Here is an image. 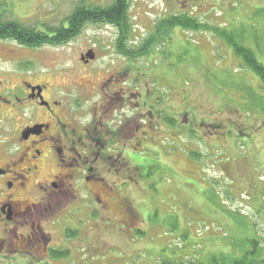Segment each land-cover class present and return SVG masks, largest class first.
Segmentation results:
<instances>
[{
	"label": "rangeland",
	"instance_id": "374dc122",
	"mask_svg": "<svg viewBox=\"0 0 264 264\" xmlns=\"http://www.w3.org/2000/svg\"><path fill=\"white\" fill-rule=\"evenodd\" d=\"M111 1L0 0V14L43 28L65 23L78 4ZM181 12L209 28L175 27L136 59L116 50L117 28L106 23L88 22L56 46L30 48L0 39V79L14 82L21 72L58 86L80 78L88 84L91 71L105 78L135 64L143 71V92L149 90L147 104L154 112L162 109L159 125L157 112L144 122L127 109L130 129L140 123L142 145L131 149L123 171L124 202L108 199L92 216L82 210L76 218L63 214L78 239L76 258L49 264H161L168 258L174 264H212L211 251L227 250L229 239L249 236L258 240L264 256V83L225 38L250 48L264 63V0H131L128 46L138 44L158 20ZM88 49L96 55L84 67L79 56ZM74 92L81 116L88 115L100 94ZM96 191L105 199L104 190ZM87 220L93 221L88 234ZM45 229L62 238L61 228L46 223ZM21 232L0 229V264H44L47 259L32 261L27 253L18 260L6 256L19 247L35 252L33 245H22Z\"/></svg>",
	"mask_w": 264,
	"mask_h": 264
},
{
	"label": "flooded vegetation",
	"instance_id": "af4514ba",
	"mask_svg": "<svg viewBox=\"0 0 264 264\" xmlns=\"http://www.w3.org/2000/svg\"><path fill=\"white\" fill-rule=\"evenodd\" d=\"M79 61L85 67L93 59ZM91 74L92 79L83 77L88 84L80 78L66 86L21 72L14 82L0 79V229H22V245L35 248V252L12 248L14 254L7 257L18 260L27 253L32 261L47 259L44 264L73 263L78 239L63 214L76 218L82 210L92 216L108 199L124 202L123 171L131 151L142 145L140 123L134 130L128 123L137 115L151 122L157 112L158 124L162 109L156 107L154 112V105L147 104L149 90L143 92V71L135 64L107 72L105 78ZM73 89L85 95L100 94L88 115L81 116L82 106ZM127 109L133 117L126 116ZM117 114L119 119H114ZM95 185L105 191V199ZM91 220H87V234ZM46 223L61 228L62 238H52Z\"/></svg>",
	"mask_w": 264,
	"mask_h": 264
},
{
	"label": "trees",
	"instance_id": "16d2710c",
	"mask_svg": "<svg viewBox=\"0 0 264 264\" xmlns=\"http://www.w3.org/2000/svg\"><path fill=\"white\" fill-rule=\"evenodd\" d=\"M130 1L112 0L105 6L78 4L66 17L65 23L61 22L57 26L41 24L43 28L24 24L18 19L4 18L0 14V39L13 40L19 45L30 48L45 45L56 46L73 39L80 32L83 25L88 22L106 23L117 28L116 50L128 59H136L146 56L151 47L162 43L168 37L170 30L175 27L189 30L209 28L208 25L198 22L185 12L171 14L154 23L153 28L146 36L142 37L138 44L128 46V40L131 36L128 15ZM215 31L218 30L215 29ZM221 35L224 34L220 33ZM225 35L227 34L225 33ZM225 38L230 41L229 43H231L235 55L241 59L243 65L264 83V63L256 58L250 48L232 42L226 36ZM227 213L235 219L230 211H227ZM226 245L227 250L211 251L208 258L209 262L212 264H264L261 246L255 237H243L240 241H237V238H232L227 241ZM168 260L162 261L161 264H174V262ZM196 264H198V261Z\"/></svg>",
	"mask_w": 264,
	"mask_h": 264
},
{
	"label": "water",
	"instance_id": "95a60500",
	"mask_svg": "<svg viewBox=\"0 0 264 264\" xmlns=\"http://www.w3.org/2000/svg\"><path fill=\"white\" fill-rule=\"evenodd\" d=\"M94 58V51L92 49L88 50L85 54L80 56L81 60H89Z\"/></svg>",
	"mask_w": 264,
	"mask_h": 264
}]
</instances>
